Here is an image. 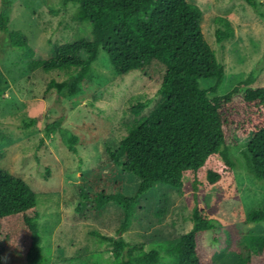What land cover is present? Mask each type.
<instances>
[{"label":"trees","instance_id":"1","mask_svg":"<svg viewBox=\"0 0 264 264\" xmlns=\"http://www.w3.org/2000/svg\"><path fill=\"white\" fill-rule=\"evenodd\" d=\"M57 1L63 10L71 8L74 21L90 23L91 38L54 46L48 59L37 58L26 37L8 29L14 0H1L0 8V32L5 42L1 50L21 52L29 71L58 70L66 74L61 79L51 77L46 94L55 92L61 100L81 93L92 80V64L100 51L107 55L115 75L138 71L148 80L159 82L156 105L141 114L149 101L131 104L128 111L137 119L127 127L116 152L106 149L116 166L136 176V193L127 196L117 188L109 192L96 184L93 193L84 196L90 203L85 210L90 217L101 218L110 202L116 206L112 218L118 236H100L108 242L114 264H161L162 257L170 264H213L217 251L233 253V245L224 243L223 234L228 231L232 241L235 234L230 228H221L227 224L209 215L196 196L185 198L192 227L171 247H156L152 242L149 249L144 244L134 246L122 233L139 214V197L158 183L182 189L188 182L194 190L218 189L223 199L235 196V165L230 150L241 143L245 144L247 172L264 182V87L252 86L259 68L249 71L224 95L211 94L224 77V65L202 32V10L187 0ZM244 1L257 9L255 0ZM219 22L223 29L216 30L215 40L224 48L225 41L234 37V30L229 21ZM207 79H212L213 85L203 90L199 81ZM64 118V112H60L46 122L44 133H58L64 146L77 153L79 137L62 126ZM36 123L34 117L20 126L27 129ZM45 172L46 178L49 171ZM244 221H264V200L245 214ZM38 223L33 190L0 168V264L6 258L17 259L19 264H41ZM208 232L212 233L210 242ZM243 249V253H237L235 264H264V234L250 237Z\"/></svg>","mask_w":264,"mask_h":264},{"label":"rangeland","instance_id":"2","mask_svg":"<svg viewBox=\"0 0 264 264\" xmlns=\"http://www.w3.org/2000/svg\"><path fill=\"white\" fill-rule=\"evenodd\" d=\"M187 1L202 10L200 25L204 37L224 65V77L211 94L224 95L256 68L259 72L252 86L264 87V0H255L256 10L244 0ZM57 2L14 0L11 7L8 29L20 31L39 59H48L54 46L91 38L90 23L74 21L71 8L63 10ZM219 19L229 21L234 30V37L225 41L224 48L215 40L216 30L223 29ZM3 43L0 32V168L23 180L34 192L39 213L40 263L114 264L111 248L100 236H118L117 223L112 218L116 206L110 202L101 218L90 217L85 211L90 203L84 196L93 193L96 184L109 192L117 188L127 196L136 193V176L116 166L106 149L116 152L127 127L137 119L128 111L131 104L149 101L141 114L156 105L159 82L148 80L138 71L115 75L107 55L100 51L92 64V80L84 90L75 97L59 100L55 92L46 94L45 87L51 77L61 79L66 74L58 70L29 71L22 53L1 50ZM212 85V79L199 81L203 90ZM60 112L65 114L62 126L79 137L77 153L64 146L58 133H44L45 123ZM34 117V126L21 128L23 121ZM241 144L244 146L230 150L235 165V196L223 199L218 189L194 190L188 182L182 189L158 183L139 197L141 209L122 233L124 239L134 246L144 244L145 249L150 248V242L156 247H171L192 227L185 198L196 196L209 215L227 224L221 228H230L236 236L232 241L225 231L224 243L233 245L235 251H217L213 264H235L237 253H243L248 239L264 234V221H244L246 213L262 204L264 182L247 172L245 144ZM46 169L49 173L45 178ZM214 223L218 225L217 221ZM216 234H221L219 229ZM207 240H212L211 232L207 233ZM4 264L19 263L6 258ZM161 264L170 261L162 257Z\"/></svg>","mask_w":264,"mask_h":264}]
</instances>
